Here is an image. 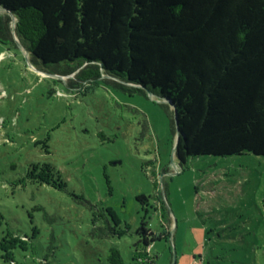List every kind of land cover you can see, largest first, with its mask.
<instances>
[{
  "label": "rangeland",
  "instance_id": "rangeland-1",
  "mask_svg": "<svg viewBox=\"0 0 264 264\" xmlns=\"http://www.w3.org/2000/svg\"><path fill=\"white\" fill-rule=\"evenodd\" d=\"M14 37L0 41V264H107L111 246L134 263L142 220L161 234L153 264H264V156L180 164L168 103L39 70Z\"/></svg>",
  "mask_w": 264,
  "mask_h": 264
},
{
  "label": "trees",
  "instance_id": "trees-1",
  "mask_svg": "<svg viewBox=\"0 0 264 264\" xmlns=\"http://www.w3.org/2000/svg\"><path fill=\"white\" fill-rule=\"evenodd\" d=\"M0 41L37 69L171 102L175 155L264 156V0H0ZM14 23L12 22V16ZM145 198L144 194L136 196ZM132 256L153 264L142 220ZM165 233V231H164Z\"/></svg>",
  "mask_w": 264,
  "mask_h": 264
},
{
  "label": "water",
  "instance_id": "water-1",
  "mask_svg": "<svg viewBox=\"0 0 264 264\" xmlns=\"http://www.w3.org/2000/svg\"><path fill=\"white\" fill-rule=\"evenodd\" d=\"M0 11H6V10L0 6ZM11 17H12V22L14 23V17H13V15ZM147 93L150 96H153L150 91H148ZM158 98L161 100V102L168 103L171 106V102L167 98H163V97L162 98L158 97ZM176 135H177V140H176V143H177L178 138H179V132H178V130L176 131ZM175 148H176V144H175ZM175 148H174V150H175Z\"/></svg>",
  "mask_w": 264,
  "mask_h": 264
}]
</instances>
